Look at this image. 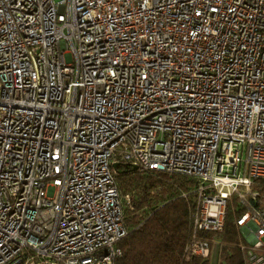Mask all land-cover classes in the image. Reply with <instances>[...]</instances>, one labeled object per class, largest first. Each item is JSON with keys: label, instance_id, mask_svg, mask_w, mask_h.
I'll return each mask as SVG.
<instances>
[{"label": "built area", "instance_id": "obj_1", "mask_svg": "<svg viewBox=\"0 0 264 264\" xmlns=\"http://www.w3.org/2000/svg\"><path fill=\"white\" fill-rule=\"evenodd\" d=\"M112 163L194 180L187 258L237 203L264 264V0H0V264H115Z\"/></svg>", "mask_w": 264, "mask_h": 264}, {"label": "trees", "instance_id": "obj_2", "mask_svg": "<svg viewBox=\"0 0 264 264\" xmlns=\"http://www.w3.org/2000/svg\"><path fill=\"white\" fill-rule=\"evenodd\" d=\"M117 172L127 233L118 241L121 254L115 264H244L234 222L241 211L237 203L227 207L221 232L197 233L217 239L209 256L187 258L184 248L194 235L197 204L194 180L177 173L133 169L124 163L117 165Z\"/></svg>", "mask_w": 264, "mask_h": 264}, {"label": "water", "instance_id": "obj_3", "mask_svg": "<svg viewBox=\"0 0 264 264\" xmlns=\"http://www.w3.org/2000/svg\"><path fill=\"white\" fill-rule=\"evenodd\" d=\"M112 166H113L114 168H117V164H116V163H112ZM132 168H133V169H136V166H132ZM45 264H47V263H45Z\"/></svg>", "mask_w": 264, "mask_h": 264}]
</instances>
